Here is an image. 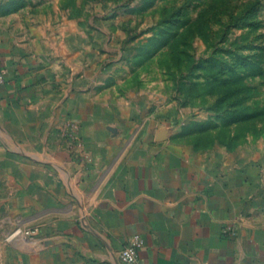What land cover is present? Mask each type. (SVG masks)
I'll return each mask as SVG.
<instances>
[{
    "label": "crops",
    "instance_id": "obj_1",
    "mask_svg": "<svg viewBox=\"0 0 264 264\" xmlns=\"http://www.w3.org/2000/svg\"><path fill=\"white\" fill-rule=\"evenodd\" d=\"M41 61L0 24V210L31 231L10 264H122L136 235L141 264H264V179Z\"/></svg>",
    "mask_w": 264,
    "mask_h": 264
},
{
    "label": "rangeland",
    "instance_id": "obj_2",
    "mask_svg": "<svg viewBox=\"0 0 264 264\" xmlns=\"http://www.w3.org/2000/svg\"><path fill=\"white\" fill-rule=\"evenodd\" d=\"M0 24L66 81L264 179V0H0ZM29 231L0 210V264Z\"/></svg>",
    "mask_w": 264,
    "mask_h": 264
},
{
    "label": "built area",
    "instance_id": "obj_3",
    "mask_svg": "<svg viewBox=\"0 0 264 264\" xmlns=\"http://www.w3.org/2000/svg\"><path fill=\"white\" fill-rule=\"evenodd\" d=\"M5 75L4 72L0 66V86L5 84ZM66 137L70 141H76L78 142V137L73 128L69 132H66ZM80 143V139H79ZM28 235L31 234V231L27 233ZM143 245V240L141 236H134L129 243L122 249L120 253V261L122 264H141L139 260L138 251Z\"/></svg>",
    "mask_w": 264,
    "mask_h": 264
}]
</instances>
